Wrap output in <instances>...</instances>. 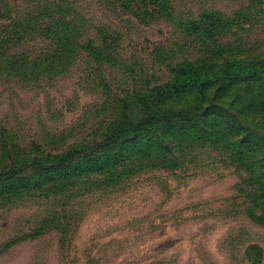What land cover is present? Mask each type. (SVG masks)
Returning <instances> with one entry per match:
<instances>
[{"label":"rangeland","instance_id":"1","mask_svg":"<svg viewBox=\"0 0 264 264\" xmlns=\"http://www.w3.org/2000/svg\"><path fill=\"white\" fill-rule=\"evenodd\" d=\"M168 1L173 17L197 21L189 35L146 16L160 10L155 1L0 0V264H264V200L232 159L239 137L221 125L227 114L264 139V106H249L257 89L247 79L207 88L196 124L176 120L142 139L175 141L171 163L155 159L106 189H69L27 154L83 138L104 120L119 82L110 81L118 68L105 51L155 74L135 79L138 89L165 80V67L152 68L169 54L199 58L212 75L224 59L243 71L264 58V0ZM206 11L220 18L199 16ZM194 101L189 94L177 104ZM136 143L128 150L138 153Z\"/></svg>","mask_w":264,"mask_h":264},{"label":"trees","instance_id":"2","mask_svg":"<svg viewBox=\"0 0 264 264\" xmlns=\"http://www.w3.org/2000/svg\"><path fill=\"white\" fill-rule=\"evenodd\" d=\"M136 1L142 4V8L146 2H158L159 4L156 5L159 8L161 7L160 10L154 11L155 14H147L146 16L155 15L158 19L167 17L169 22L172 21L173 24H177L176 27L181 29L182 31L180 32L183 34L189 35L188 29H193L197 23L196 20L192 21L190 18L183 20L181 17H173L168 6V0ZM206 15L220 18L219 12L216 11H206L199 16L205 17ZM90 46L91 43H88L85 49H90ZM105 57L108 58L105 63H112L117 65L118 68V71L112 73L113 77H111L110 81L118 80V83L122 82V85L117 83L115 105L110 104L106 108L108 114L104 120L98 121L96 128L91 129L89 134L84 135L85 137L83 138L72 139L71 143L62 144L59 148L42 149V151L37 148L35 152L27 153L33 156L31 164H39L42 167H46V173L52 172L56 174L55 182H64V185L69 189L85 186L89 182H92L94 186L106 189L113 183L130 178L137 170L153 164L155 159L171 163L172 161H170L168 155L174 149L175 141L166 137L162 139L155 138V142L149 144L147 143L148 141L144 142L142 139L154 133L160 125L163 124L165 127H170L176 120L185 121L187 124H196L197 117H201L199 115L202 113L204 115V107L202 106V99L205 97L204 91L210 87L216 88V84L220 81L232 82V86L241 87L237 84V80L242 78L249 80L248 85L257 89H253L256 97L252 98V101H250L252 105L249 106L251 108L254 106L262 108L264 106V58L259 59L260 61L258 62L249 63L243 71L240 70V66L244 64L234 63L229 65L230 60L224 59L217 64H213V68L217 69L212 75L211 72L208 73V67L205 63H200L199 58L194 59V62L188 59L178 62L174 58L172 59L169 54L158 60V64L163 63L162 66L160 64L158 68L157 66L152 68L155 73L159 67H165L164 70H168L166 71L165 80L158 79L151 84L150 81L154 79L155 74L148 75L144 73V69L137 65L138 62H128L122 58L120 59L118 52H113L110 55L105 51ZM225 67H227L226 71H224ZM118 74H120V77L116 78ZM140 77L144 78V80L149 78L150 81H148L147 85H141L140 89H138L135 79ZM108 82L106 84H109ZM129 85L131 87L134 86L135 89H126V86ZM115 90H112L110 95L115 94ZM189 94L195 96V101L192 105L187 109L178 107L177 101ZM168 103L172 104V107L169 108ZM210 109L212 112L224 113L223 110L216 109L213 106ZM187 113L191 114V118L185 117ZM234 120V117L231 118L226 114L221 125H227L225 130L234 132L235 134L232 135L239 137V141L235 146H232V143L225 142L221 148H223L224 152L229 150L231 146L233 150L234 148L237 149L233 153L232 159L245 169L246 182H248V186H253L255 196L264 200V139L258 137V134L244 133V129L240 127L241 123ZM242 134H247L248 136H243ZM207 135L206 141L213 146L219 142L216 141L213 144L212 136ZM217 135L219 137L222 134L219 132ZM135 141L137 142L135 148L137 147L139 150L138 153L128 150V147L134 144ZM34 145L35 142L31 141L29 147ZM244 150L249 152L244 153ZM39 153H41V157L37 159L36 154ZM16 155L17 152H14L5 156L10 159ZM245 155H248V160ZM227 158L228 160L230 159V157ZM3 159L4 157H0V162ZM174 162L176 163V161ZM95 176L99 178H93ZM81 191L82 195H85L90 189L83 187ZM262 205H264V201H262Z\"/></svg>","mask_w":264,"mask_h":264}]
</instances>
